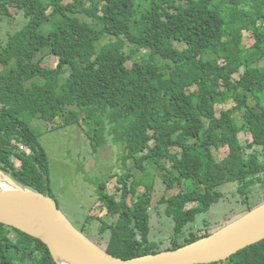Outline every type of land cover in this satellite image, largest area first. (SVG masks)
<instances>
[{"label": "trees", "instance_id": "obj_1", "mask_svg": "<svg viewBox=\"0 0 264 264\" xmlns=\"http://www.w3.org/2000/svg\"><path fill=\"white\" fill-rule=\"evenodd\" d=\"M84 1L0 0L1 22L28 10L0 45V171L52 198L44 130L34 121L86 127L94 152L109 137L133 160L117 181L118 200L106 193L108 180L95 186V207L116 220L87 216L74 226L123 260L211 235L221 220L207 217L224 200L223 185L236 184L232 212L263 204L264 0ZM36 54L55 57L56 68L34 62ZM213 150L227 156L217 161ZM144 165L176 191L160 199L174 224L165 240L150 226L155 175ZM128 195L136 200L128 204ZM0 264L55 262L39 240L0 224ZM214 264H264V240Z\"/></svg>", "mask_w": 264, "mask_h": 264}, {"label": "rangeland", "instance_id": "obj_2", "mask_svg": "<svg viewBox=\"0 0 264 264\" xmlns=\"http://www.w3.org/2000/svg\"><path fill=\"white\" fill-rule=\"evenodd\" d=\"M71 2L72 0H65V3ZM84 5L89 7L91 2L85 0ZM27 14L28 10L22 12L18 11L16 13L13 12L12 16L4 18L7 22L0 21L1 46L5 45L9 35L21 29L27 23ZM11 19L12 21L9 22ZM85 20L89 23L91 22L86 18ZM252 44V35L248 32H244L243 45L245 47H250ZM33 61L39 62L42 67L48 69H55L58 64L55 57L48 56L46 58H41L39 54L34 55ZM262 65L263 64H259V66ZM234 77L238 78V75ZM229 107L230 104L217 106V115H219L220 109L226 110ZM34 124L40 126L44 130L42 144L49 156V177L53 196L52 199L57 203L59 210L75 226L77 220L82 222L80 224H83L87 216L95 218L101 217L110 223L115 222L116 219L108 218L105 209L101 210L99 207H95L97 204L94 198L95 186L96 183L103 179L108 180L109 183L106 193L114 195L118 200L121 196V189H119L120 184L117 181L125 175L128 170L133 168V160L128 159L127 155L123 154L122 148L114 144L109 137L107 142L99 148L98 152H94L89 147V142L85 137L86 127L77 128L76 126H72L65 129H58L56 127L60 124L59 119L56 121V124L37 120L34 121ZM35 128L41 133L40 129L37 127ZM239 140L243 144L248 140V136L242 132L239 134ZM213 153L217 161H221L227 156L225 150H213ZM144 167L151 172V174L155 175L154 192L149 201L150 226L155 234L158 232L156 236L158 239L165 240L173 233L174 224L171 219L163 215L164 206L160 203V199L162 196H166V192L176 193V191H167L160 174L151 171L150 167L147 165H144ZM131 172L134 173L136 171L132 170ZM140 175L141 174H139V176ZM122 180L129 186L132 179L123 178ZM231 185L233 187H230ZM235 185L236 184L229 183L220 188V190L225 193L224 200L215 206L213 213L207 217L209 220L213 218L221 220L219 225L211 224L209 226L214 232L240 218L245 214H243V212L247 210L244 208L232 212V202L228 199L231 194L228 192H233ZM145 191L144 187L137 189L138 196H142ZM135 197L136 196L132 197V195H128L127 203L130 204L131 201H135ZM230 200L234 201L235 198ZM202 217L203 216L198 217V223L203 219ZM8 234L13 240L19 238V235L11 229H8ZM85 235L95 244H99L97 239L91 235Z\"/></svg>", "mask_w": 264, "mask_h": 264}, {"label": "water", "instance_id": "obj_3", "mask_svg": "<svg viewBox=\"0 0 264 264\" xmlns=\"http://www.w3.org/2000/svg\"><path fill=\"white\" fill-rule=\"evenodd\" d=\"M17 192L26 189L0 171ZM44 201H36L0 187V224L13 228L44 244L55 262L56 256L69 264H214L264 240V203L248 211L211 235L170 251L128 260L114 257L92 242L46 195L26 189Z\"/></svg>", "mask_w": 264, "mask_h": 264}, {"label": "bare ground", "instance_id": "obj_4", "mask_svg": "<svg viewBox=\"0 0 264 264\" xmlns=\"http://www.w3.org/2000/svg\"><path fill=\"white\" fill-rule=\"evenodd\" d=\"M12 180V179H11ZM13 181V180H12ZM11 186H13V184L11 183L10 180L8 179H5V178H0V187L4 190V191H7V192H13L15 194H20L21 196H25L26 198H29V199H33V200H36V201H44V200H47V199H44V198H41L40 196L26 190V189H23L21 190V192H17L15 189H13ZM48 197H50L49 195H46ZM51 198V197H50ZM52 199V198H51ZM54 200V199H53ZM15 230V229H14ZM163 252V251H162ZM56 259L59 260V264H69L65 259H63L62 257L60 256H56ZM221 263V262H219Z\"/></svg>", "mask_w": 264, "mask_h": 264}, {"label": "flooded vegetation", "instance_id": "obj_5", "mask_svg": "<svg viewBox=\"0 0 264 264\" xmlns=\"http://www.w3.org/2000/svg\"><path fill=\"white\" fill-rule=\"evenodd\" d=\"M8 176V175H7ZM9 177V176H8ZM10 178V177H9ZM11 179V178H10Z\"/></svg>", "mask_w": 264, "mask_h": 264}]
</instances>
